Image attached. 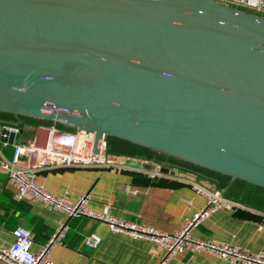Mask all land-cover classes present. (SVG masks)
Segmentation results:
<instances>
[{"label": "water", "instance_id": "1", "mask_svg": "<svg viewBox=\"0 0 264 264\" xmlns=\"http://www.w3.org/2000/svg\"><path fill=\"white\" fill-rule=\"evenodd\" d=\"M0 112L264 187V17L216 0H0Z\"/></svg>", "mask_w": 264, "mask_h": 264}, {"label": "crops", "instance_id": "2", "mask_svg": "<svg viewBox=\"0 0 264 264\" xmlns=\"http://www.w3.org/2000/svg\"><path fill=\"white\" fill-rule=\"evenodd\" d=\"M0 120L21 130L14 144L0 142V150L8 159L13 158L17 144H27L36 137L40 143H45L50 127L72 130L59 124H42L36 122L38 119L17 115ZM117 157L123 166L48 167L39 172L37 181L54 195L70 202L87 195L89 207L96 211L150 225L168 233L184 228L194 214L205 207L206 198L198 194L194 186L209 190L219 188L225 193L217 177L169 160L168 156ZM153 173H156L155 177ZM16 192L17 187L8 181L6 175L0 174L2 246L11 247L15 241L14 230L23 227L31 232L34 240L32 250L37 253L55 233L68 226L65 237L50 247L54 264H161L167 254L164 247L150 239H135L127 234L113 232L106 222L90 217H69L65 211L31 194L18 199ZM92 233L102 238L96 248L85 245L86 237ZM192 234L237 245L253 253H264V206L246 204L236 210L211 211L199 226L192 229ZM0 264L7 263L0 260ZM167 264L232 263L207 252L193 253L186 250L171 258Z\"/></svg>", "mask_w": 264, "mask_h": 264}, {"label": "built area", "instance_id": "3", "mask_svg": "<svg viewBox=\"0 0 264 264\" xmlns=\"http://www.w3.org/2000/svg\"><path fill=\"white\" fill-rule=\"evenodd\" d=\"M218 3L254 13L264 17V0H216ZM51 110V107H47ZM19 132V128L10 127ZM95 133L86 129L66 130L50 127L45 143L36 137L24 145L17 144L12 159H8L0 150V174L6 175L9 182L17 187L16 196L23 199L31 194L46 204L59 208L69 217L86 216L106 222L116 233L127 234L135 239L146 238L156 245L164 247L167 254L161 264L186 250L193 253L207 252L221 256L232 264H264V253H253L237 245L212 241L196 237L192 229L197 227L211 211L236 210L242 205L227 197L222 189L209 190L194 186L195 191L206 198V205L197 211L188 224L173 233L161 231L153 226L121 219L117 216L96 211L89 207V198L82 195L77 201L70 202L64 197L54 195L48 188L37 181L39 172L54 166H123L119 157L108 153V141L103 137L98 153L94 152ZM26 157V158H24ZM153 177L156 173L152 174ZM65 226L55 233L50 242L39 252L32 250L33 237L29 230L18 227L14 230L15 241L11 247L0 245V260L7 264H54L50 257V247L61 241L67 232ZM102 238L92 233L85 239V245L96 248Z\"/></svg>", "mask_w": 264, "mask_h": 264}, {"label": "trees", "instance_id": "4", "mask_svg": "<svg viewBox=\"0 0 264 264\" xmlns=\"http://www.w3.org/2000/svg\"><path fill=\"white\" fill-rule=\"evenodd\" d=\"M0 118H14V114L11 113H5L0 112ZM38 123L42 124H51V122H45L36 120ZM108 141V153L111 155H122V156H146L149 158L152 157H166L165 155H162L158 153L157 151H154L152 149L137 145L135 143H132L130 141L116 138V137H109L107 138ZM169 160L175 161L179 164H182L184 166L201 170L203 172H207L215 177H217L220 180V186L222 188H225V195L231 198L241 199L242 201H245L246 203H253L257 206H264V187L258 186L243 180H233L230 176L211 171L205 168H201L199 166H196L194 164L181 161L175 158L169 157ZM232 182V183H231Z\"/></svg>", "mask_w": 264, "mask_h": 264}, {"label": "rangeland", "instance_id": "5", "mask_svg": "<svg viewBox=\"0 0 264 264\" xmlns=\"http://www.w3.org/2000/svg\"><path fill=\"white\" fill-rule=\"evenodd\" d=\"M0 119H4V118H0ZM228 197V196H227ZM230 199L234 200L235 202L241 204V205H246V204H249V203H246L245 201H242L241 199H236V198H231L229 197ZM253 204V203H251ZM255 205V204H254Z\"/></svg>", "mask_w": 264, "mask_h": 264}]
</instances>
